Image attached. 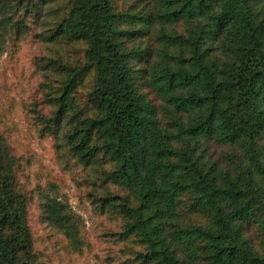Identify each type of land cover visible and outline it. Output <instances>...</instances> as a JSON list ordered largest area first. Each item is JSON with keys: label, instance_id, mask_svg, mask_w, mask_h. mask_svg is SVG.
<instances>
[{"label": "trees", "instance_id": "1", "mask_svg": "<svg viewBox=\"0 0 264 264\" xmlns=\"http://www.w3.org/2000/svg\"><path fill=\"white\" fill-rule=\"evenodd\" d=\"M0 16L50 46L35 120L92 175L121 264H264V0H0ZM18 163L0 136V264H42ZM66 208L46 219L79 242Z\"/></svg>", "mask_w": 264, "mask_h": 264}, {"label": "rangeland", "instance_id": "2", "mask_svg": "<svg viewBox=\"0 0 264 264\" xmlns=\"http://www.w3.org/2000/svg\"><path fill=\"white\" fill-rule=\"evenodd\" d=\"M36 36H18L11 33L10 26L0 31V136L17 157L19 179L31 197L35 251L42 264H121L119 256L123 263L126 251L108 235L110 229L116 230V223L91 201L97 193L87 177L92 175L66 148L60 149L56 140L42 136L35 120L44 83L35 58L50 54V46ZM53 201L76 217L79 242H71L46 219L47 203Z\"/></svg>", "mask_w": 264, "mask_h": 264}]
</instances>
